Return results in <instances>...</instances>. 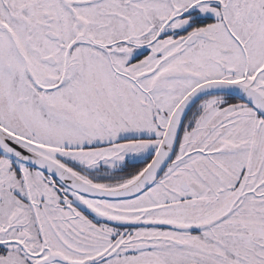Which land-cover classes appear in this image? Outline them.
<instances>
[{
	"label": "snow or ice",
	"instance_id": "1",
	"mask_svg": "<svg viewBox=\"0 0 264 264\" xmlns=\"http://www.w3.org/2000/svg\"><path fill=\"white\" fill-rule=\"evenodd\" d=\"M0 264H264V0H0Z\"/></svg>",
	"mask_w": 264,
	"mask_h": 264
}]
</instances>
